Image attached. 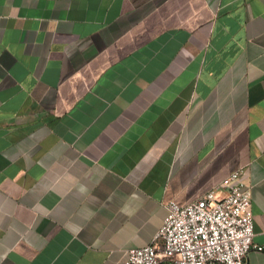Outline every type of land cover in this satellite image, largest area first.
Segmentation results:
<instances>
[{
  "label": "crops",
  "instance_id": "1",
  "mask_svg": "<svg viewBox=\"0 0 264 264\" xmlns=\"http://www.w3.org/2000/svg\"><path fill=\"white\" fill-rule=\"evenodd\" d=\"M237 170L264 249V0H0V264H123Z\"/></svg>",
  "mask_w": 264,
  "mask_h": 264
},
{
  "label": "built area",
  "instance_id": "2",
  "mask_svg": "<svg viewBox=\"0 0 264 264\" xmlns=\"http://www.w3.org/2000/svg\"><path fill=\"white\" fill-rule=\"evenodd\" d=\"M243 170L225 178L224 197L213 192L186 206L169 202L152 242L130 249L123 264H245L252 244L250 187Z\"/></svg>",
  "mask_w": 264,
  "mask_h": 264
}]
</instances>
